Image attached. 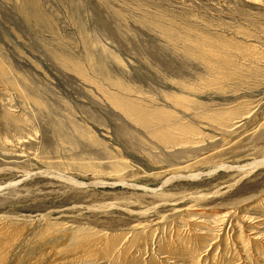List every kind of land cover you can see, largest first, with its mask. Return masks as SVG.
Returning a JSON list of instances; mask_svg holds the SVG:
<instances>
[{"label":"rangeland","instance_id":"1","mask_svg":"<svg viewBox=\"0 0 264 264\" xmlns=\"http://www.w3.org/2000/svg\"><path fill=\"white\" fill-rule=\"evenodd\" d=\"M258 162L264 0H0V264H264Z\"/></svg>","mask_w":264,"mask_h":264},{"label":"bare ground","instance_id":"2","mask_svg":"<svg viewBox=\"0 0 264 264\" xmlns=\"http://www.w3.org/2000/svg\"><path fill=\"white\" fill-rule=\"evenodd\" d=\"M261 165H264V162H258V163H254V164H252V166H251V169L252 170H254V169H257L258 167H260ZM251 170V171H252ZM70 181H72L73 183H77V181H75V180H72V179H70V178H68Z\"/></svg>","mask_w":264,"mask_h":264}]
</instances>
